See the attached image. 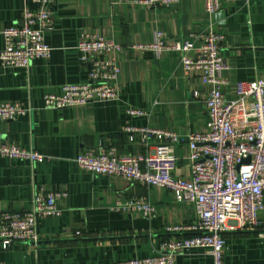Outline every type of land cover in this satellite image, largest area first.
Segmentation results:
<instances>
[{"label": "crops", "instance_id": "obj_1", "mask_svg": "<svg viewBox=\"0 0 264 264\" xmlns=\"http://www.w3.org/2000/svg\"><path fill=\"white\" fill-rule=\"evenodd\" d=\"M26 6L25 0H0V52L5 46L1 32L22 24ZM48 8L54 19L53 29L45 32L53 47L51 56L34 60L29 68H8L0 60V104L21 102L30 109L15 120H0L1 138L47 157L33 165L0 156V213L29 210L39 186L63 189L68 197L58 201L61 216L40 220L37 246L0 245V264H104L155 256L165 241L180 235L166 232V226L192 223L195 206L178 202L164 187L83 169L76 158L101 142L115 144L122 156L147 153L145 145L131 142L130 133L122 131L126 124L181 135L205 131L207 108L194 94L204 96L206 85L183 70L182 54L132 51L128 46L155 42L158 31L195 46L201 41L194 35L209 30L223 34L228 68L222 71V90L233 98L238 81L264 77V0H221L214 14L206 11L203 0H182L170 7L131 5L127 0H52ZM83 33H96L122 46L118 53L106 54L115 56L120 66L118 99L46 108V95L61 94L65 84L89 81V66L81 62L77 49ZM130 108L145 114L131 116ZM175 153L174 176L188 178L187 142L177 145ZM133 197L149 200L154 212L115 208L119 200ZM261 217L263 226L258 229L224 233V264H264V212ZM175 264L214 260L207 248H192L180 252Z\"/></svg>", "mask_w": 264, "mask_h": 264}, {"label": "built area", "instance_id": "obj_2", "mask_svg": "<svg viewBox=\"0 0 264 264\" xmlns=\"http://www.w3.org/2000/svg\"><path fill=\"white\" fill-rule=\"evenodd\" d=\"M52 0H25L23 21L1 33L5 46L0 52L3 66L29 68L40 58H49L53 47L45 40V32L53 29L54 19L48 8ZM206 11L214 14L221 7V0H203ZM131 5L146 7H170L182 0H127ZM30 4L38 5L33 10ZM197 36V35H194ZM199 46L184 39L168 38L158 31L154 43L132 44L130 50L180 52L181 66L187 73L197 75L206 85V93L200 96L207 108L208 123L203 132L181 135L168 129L150 126L128 131L131 142L140 134L148 145L147 153L120 155L115 144L101 142L80 153L78 165L96 174L118 175L130 182L156 185L170 190L178 202L191 203L196 208V218L187 225H168V233L180 234L165 241L157 255L146 258L104 264H175L176 256L192 248H207L214 264H224L226 237L224 233L236 229H258L263 226L264 212V77L251 81H238L232 89L233 98L223 90L222 71L228 68L223 56L224 35L209 30L197 37ZM77 49L80 60L89 66V81L69 83L61 94L45 96L46 108H66L88 105L94 102L118 99L120 66L115 56L122 46L102 36L81 34ZM100 56L90 60L88 55ZM96 85L101 88H94ZM29 108L19 102H2L0 120H15L26 115ZM131 116L145 111L130 108ZM125 129V128H124ZM126 130V129H125ZM156 141V147L151 142ZM186 141L191 173L188 178L176 177L178 166L175 147ZM0 156L29 160L32 164L47 159L44 154L4 141L0 137ZM32 207L24 212L7 211L0 214V245L4 249L18 242L37 246L41 241L40 220L61 216L58 201L68 197L63 189L48 190L35 187ZM118 210L154 212L155 206L146 198L119 200ZM78 234L80 232H77ZM189 233L190 235H184Z\"/></svg>", "mask_w": 264, "mask_h": 264}, {"label": "rangeland", "instance_id": "obj_3", "mask_svg": "<svg viewBox=\"0 0 264 264\" xmlns=\"http://www.w3.org/2000/svg\"><path fill=\"white\" fill-rule=\"evenodd\" d=\"M203 33H205V32H203ZM202 34V33H201ZM200 34H197V37L199 36ZM89 36H101V35H99V34H96V33H89ZM103 37V36H102ZM169 37V36H168ZM80 38V37H79ZM106 39V38H105ZM79 40V39H78ZM110 41H113V40H110ZM115 42V41H114ZM152 43H154V42H152ZM118 44V43H117ZM137 44H151V43H137ZM78 45V44H77ZM97 53H95L94 55H96ZM107 54V53H106ZM105 54V55H106ZM92 87H94V88H101V87H98V86H96V85H93ZM10 102V101H9ZM9 102H6V103H9ZM19 103H21V102H19ZM135 109H137V110H140V111H142L143 109H138V108H135ZM30 112V111H29ZM129 127H132V126H129V125H124L123 126V129H122V131H126V132H129L128 131V128ZM133 127H135V128H145V126H133ZM126 130H125V129ZM153 128H155V127H153ZM155 129H159V128H155ZM161 129V128H160ZM130 133V136L131 135H133L131 132H129ZM136 141L137 142H140V144H142V145H145L146 146V148L148 149V145L147 144H145V143H143V141L141 140V137L140 138H138V137H136ZM135 141V142H136ZM151 145H152V147L154 148V147H156V141H153V142H151ZM117 149L119 150V148L117 147ZM33 165H35V164H33ZM118 210V209H117ZM121 210V209H120ZM3 213V212H2ZM1 214V213H0ZM179 225H182V226H184V225H187V224H179ZM167 227V226H166ZM166 232H168L167 230H165ZM18 243H20V242H18ZM4 249V248H3Z\"/></svg>", "mask_w": 264, "mask_h": 264}, {"label": "trees", "instance_id": "obj_4", "mask_svg": "<svg viewBox=\"0 0 264 264\" xmlns=\"http://www.w3.org/2000/svg\"><path fill=\"white\" fill-rule=\"evenodd\" d=\"M0 137H1V135H0ZM45 161V160H44ZM38 163H40V162H38ZM47 189V188H46ZM54 189H59V188H54ZM184 235H190L189 233H186V234H184Z\"/></svg>", "mask_w": 264, "mask_h": 264}]
</instances>
